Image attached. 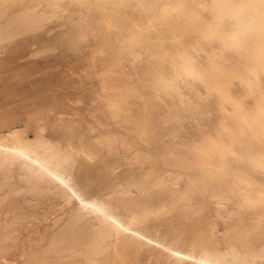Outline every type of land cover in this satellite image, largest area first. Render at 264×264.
Returning <instances> with one entry per match:
<instances>
[{
    "label": "bare ground",
    "instance_id": "1",
    "mask_svg": "<svg viewBox=\"0 0 264 264\" xmlns=\"http://www.w3.org/2000/svg\"><path fill=\"white\" fill-rule=\"evenodd\" d=\"M15 1L0 0V15ZM42 1L28 4L31 22L40 19ZM134 1L182 18L186 11L185 0ZM191 1L194 7L172 35L177 48H167L159 37L156 46L136 53L146 63L140 87L169 103L168 117L175 124L169 133L190 135L164 149L163 129L150 125L146 109L142 115L131 113V95L111 94L107 104L119 129L99 133L80 150L105 163L102 176L118 167L106 162L117 155L130 169L128 179L110 180L103 194L80 196V204L64 218L35 229L39 241L24 249L22 262L9 264H139L146 245L167 249L168 264H264V244L222 241V233L216 240L219 223L195 226L189 212L194 202L209 197L227 209L231 196L259 201L264 210V0ZM188 34L195 39L185 44ZM204 107L216 111L210 123L201 117ZM71 127L57 142L44 132L45 122L36 124L34 138L25 127H9L0 134V170L16 166L32 189L69 200L64 188L79 152L76 125ZM174 210L183 215L171 229L154 222ZM19 232L16 218L0 210V250L17 244ZM157 260L151 254L145 264Z\"/></svg>",
    "mask_w": 264,
    "mask_h": 264
},
{
    "label": "rangeland",
    "instance_id": "2",
    "mask_svg": "<svg viewBox=\"0 0 264 264\" xmlns=\"http://www.w3.org/2000/svg\"><path fill=\"white\" fill-rule=\"evenodd\" d=\"M31 1L35 0H16L0 15V134L9 127L19 126L25 127L27 136L34 138L36 124L45 122L44 132L57 142L63 141L65 132L71 131V125L75 124L78 162L68 180L69 186L64 188L69 200L62 201L63 198L48 191L32 189L26 175L14 170L16 166L0 170V210L7 212L9 218H16L20 229L17 244L7 251L0 250V264L22 262L24 249L39 241L40 232L35 229L43 230L47 223L64 218L80 204V196L103 194L110 180L128 179L130 169L121 165L117 155L108 156L106 162L118 167H112L102 176L100 170L105 163L89 159L80 150L99 133L119 129L107 104L111 94L121 91L131 95L128 104L131 113L142 115L146 109L150 125L163 129L160 141L164 149L190 135L184 132L173 137L169 133L175 126L168 117L169 103L161 102L147 88L140 87L146 63L136 53L156 46L159 37L167 48H177L179 44L173 39V32L180 29L195 1L185 0L182 18L134 0H59L58 3L45 0L37 9L41 14L37 22L30 21L33 12L27 6ZM175 1L178 0H166ZM194 39V34H188L183 40L188 44ZM215 114V109L204 107L201 117L210 123ZM60 115L63 119H59ZM188 126L190 132L194 130L193 125ZM226 204L227 209L219 204L217 197L196 201L189 208L190 222L195 226L218 222L216 240L252 239L263 245L261 202H238L231 196ZM182 215L174 210L154 222H160L168 230ZM141 254L139 264H145L151 254L158 257L159 264H168L170 257L167 249L150 245L143 247Z\"/></svg>",
    "mask_w": 264,
    "mask_h": 264
}]
</instances>
